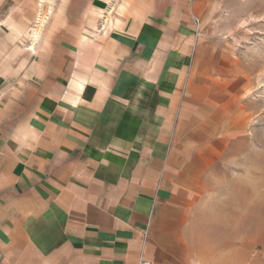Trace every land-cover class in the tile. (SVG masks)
<instances>
[{
  "label": "crops",
  "instance_id": "1",
  "mask_svg": "<svg viewBox=\"0 0 264 264\" xmlns=\"http://www.w3.org/2000/svg\"><path fill=\"white\" fill-rule=\"evenodd\" d=\"M219 2L59 0L27 40L38 0H0V264H264L214 200L236 101L192 15Z\"/></svg>",
  "mask_w": 264,
  "mask_h": 264
},
{
  "label": "rangeland",
  "instance_id": "2",
  "mask_svg": "<svg viewBox=\"0 0 264 264\" xmlns=\"http://www.w3.org/2000/svg\"><path fill=\"white\" fill-rule=\"evenodd\" d=\"M57 1L38 0V16L25 39L43 36L55 16L48 5ZM192 21L196 36L192 52L199 40L201 54L195 59V71L215 85L216 79L208 75H225L218 84L223 83L236 101L237 119L218 166L214 200L232 201L236 208H228L229 219L232 214L245 234L261 233L264 240V0H221L200 19L193 14ZM188 78L182 94L187 92Z\"/></svg>",
  "mask_w": 264,
  "mask_h": 264
},
{
  "label": "built area",
  "instance_id": "3",
  "mask_svg": "<svg viewBox=\"0 0 264 264\" xmlns=\"http://www.w3.org/2000/svg\"><path fill=\"white\" fill-rule=\"evenodd\" d=\"M138 264H151V262L146 260L144 257H141Z\"/></svg>",
  "mask_w": 264,
  "mask_h": 264
}]
</instances>
